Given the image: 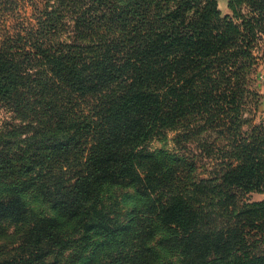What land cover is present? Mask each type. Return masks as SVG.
Wrapping results in <instances>:
<instances>
[{
    "label": "trees",
    "instance_id": "obj_1",
    "mask_svg": "<svg viewBox=\"0 0 264 264\" xmlns=\"http://www.w3.org/2000/svg\"><path fill=\"white\" fill-rule=\"evenodd\" d=\"M24 1L0 0V264H264V199L240 205L264 0Z\"/></svg>",
    "mask_w": 264,
    "mask_h": 264
},
{
    "label": "rangeland",
    "instance_id": "obj_2",
    "mask_svg": "<svg viewBox=\"0 0 264 264\" xmlns=\"http://www.w3.org/2000/svg\"><path fill=\"white\" fill-rule=\"evenodd\" d=\"M41 0H26L23 3V7H24V14L26 16H29L32 14V10H33V3H38ZM218 4L219 7L222 11L223 14L224 13V7L225 5H228V0H218ZM258 54L264 55V36L263 39L261 41V47L258 50ZM254 77L257 81V88L258 90L264 95V56L260 59V64H258V70L256 71V73L254 74ZM258 110L256 112L255 115V120L257 123H259L260 121H262L264 119V96L261 99L259 105H258ZM15 120L14 114L8 110L5 107H0V127L3 125L8 124L9 122ZM175 133L174 132H169L167 137L161 136V137H156L154 138L149 144L148 147L151 150H157V149H161V148H173L174 147V142H173V137H174ZM126 192H129L127 194H131L130 190H124V191H120L119 192V206L123 207L126 203L123 202V198H124V194ZM264 199V194L263 193H259V192H252L250 194L245 195L242 200L240 201V205L241 207H245L247 206L249 203L255 202V201H261ZM129 203V202H128ZM39 205L40 202H38ZM130 205L127 204L125 205V209H127ZM41 207H45L43 205H41ZM88 254V252L86 251L85 256ZM64 264V263H63ZM72 264H79V262H75Z\"/></svg>",
    "mask_w": 264,
    "mask_h": 264
},
{
    "label": "crops",
    "instance_id": "obj_3",
    "mask_svg": "<svg viewBox=\"0 0 264 264\" xmlns=\"http://www.w3.org/2000/svg\"><path fill=\"white\" fill-rule=\"evenodd\" d=\"M224 13H230V9H229L228 5H225Z\"/></svg>",
    "mask_w": 264,
    "mask_h": 264
}]
</instances>
